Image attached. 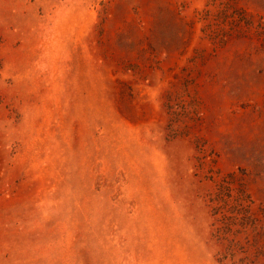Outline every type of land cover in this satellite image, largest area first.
I'll use <instances>...</instances> for the list:
<instances>
[{"label":"rangeland","instance_id":"1","mask_svg":"<svg viewBox=\"0 0 264 264\" xmlns=\"http://www.w3.org/2000/svg\"><path fill=\"white\" fill-rule=\"evenodd\" d=\"M0 264H264V0H0Z\"/></svg>","mask_w":264,"mask_h":264}]
</instances>
